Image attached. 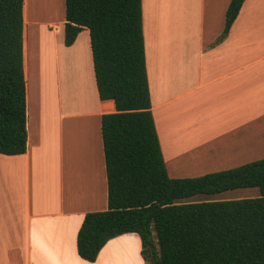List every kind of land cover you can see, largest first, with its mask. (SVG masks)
Listing matches in <instances>:
<instances>
[{
  "label": "crops",
  "instance_id": "1",
  "mask_svg": "<svg viewBox=\"0 0 264 264\" xmlns=\"http://www.w3.org/2000/svg\"><path fill=\"white\" fill-rule=\"evenodd\" d=\"M229 2L142 0L151 109L171 178L264 158V0H245L219 39ZM51 5L23 0L24 23ZM63 23L41 25L31 59L24 24L27 149L0 153V264H117L122 243L130 264H145L136 233L110 239L94 262L77 253L84 215L107 208L101 116L115 104L98 96L89 30L65 46Z\"/></svg>",
  "mask_w": 264,
  "mask_h": 264
},
{
  "label": "trees",
  "instance_id": "2",
  "mask_svg": "<svg viewBox=\"0 0 264 264\" xmlns=\"http://www.w3.org/2000/svg\"><path fill=\"white\" fill-rule=\"evenodd\" d=\"M245 0H230L226 37ZM23 0H0V153L27 149ZM89 30L101 100L107 208L87 212L76 237L94 262L112 238L136 233L146 264H264V158L196 177H169L151 109L142 0H64L63 42ZM218 39V40H219ZM259 196L190 200L239 188Z\"/></svg>",
  "mask_w": 264,
  "mask_h": 264
},
{
  "label": "rangeland",
  "instance_id": "3",
  "mask_svg": "<svg viewBox=\"0 0 264 264\" xmlns=\"http://www.w3.org/2000/svg\"><path fill=\"white\" fill-rule=\"evenodd\" d=\"M151 7V6H150ZM148 8L149 10H147L148 15H150L151 12V8ZM36 13V17H34L37 21L36 25H32L29 26L27 23L25 24V27H27L28 29V36H27V40H28V45H29V52H30V58L34 57V52L37 48V31H40L42 28V24L43 23H57L59 22L63 17H64V0H57V7L55 5H51L49 6L47 9H43V10H35ZM48 25V24H47ZM50 28V27H49ZM47 46L50 45V38L49 36L46 35V41ZM33 53V55H31ZM52 59V56H51ZM255 195L259 196V190L257 187H250V188H239L235 191H225V192H221V193H217L214 195H196L194 197L195 200H206V199H210V200H224V199H229L228 197L232 198V197H237V198H247V197H256ZM134 236L136 238L139 239V237L134 234ZM127 243H122L121 247H118V252H116L117 254L114 256V260L115 258L118 256L117 258V264H130L131 260V251L130 248L125 245ZM129 262V263H128ZM133 263H135V261L133 260ZM146 264V263H145Z\"/></svg>",
  "mask_w": 264,
  "mask_h": 264
}]
</instances>
